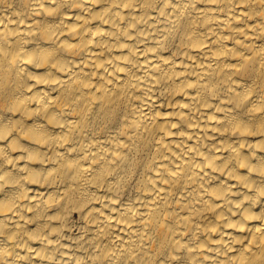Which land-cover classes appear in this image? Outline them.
Listing matches in <instances>:
<instances>
[{
    "label": "bare ground",
    "instance_id": "obj_1",
    "mask_svg": "<svg viewBox=\"0 0 264 264\" xmlns=\"http://www.w3.org/2000/svg\"><path fill=\"white\" fill-rule=\"evenodd\" d=\"M0 264H264V0H0Z\"/></svg>",
    "mask_w": 264,
    "mask_h": 264
}]
</instances>
